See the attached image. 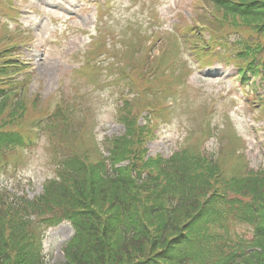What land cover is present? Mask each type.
<instances>
[{
    "label": "trees",
    "instance_id": "16d2710c",
    "mask_svg": "<svg viewBox=\"0 0 264 264\" xmlns=\"http://www.w3.org/2000/svg\"><path fill=\"white\" fill-rule=\"evenodd\" d=\"M212 5L223 18L208 20L218 36L187 39L206 45L197 49L199 59L212 55L215 44L225 45L221 40L231 31L246 30L234 51L218 57L263 75L264 0H212ZM7 53L0 50V164L27 140L18 129L30 105L25 80L15 77L26 67ZM158 58L161 65L171 61ZM142 74V82L150 84L148 73ZM142 101L146 104L126 100L120 118L126 131L110 141L109 158L93 160L88 151L72 150L60 176L32 200L0 190V264H47L40 228L65 220L75 236L65 246L64 264H264V170L251 168L233 146L234 152L223 147L217 157L207 154L204 135L170 158L148 156L159 113L151 109L141 124L149 104ZM61 117L50 118L53 128L65 129ZM206 132L212 134L210 128ZM232 154H237L233 163ZM124 161L128 164L116 166ZM231 214L254 226L245 244L227 228Z\"/></svg>",
    "mask_w": 264,
    "mask_h": 264
},
{
    "label": "rangeland",
    "instance_id": "374dc122",
    "mask_svg": "<svg viewBox=\"0 0 264 264\" xmlns=\"http://www.w3.org/2000/svg\"><path fill=\"white\" fill-rule=\"evenodd\" d=\"M195 1L0 0V50H5L14 40L21 41L16 51L21 52V60L32 66L28 88L31 104L18 130L30 138V132H34V125L42 116L55 114L57 109H69L76 132L68 131L63 141L74 149L90 148L94 144L93 136L101 147H106L109 136L123 131L119 110L124 100L137 98L146 104L137 95V89L145 87V93L149 90L156 96L163 91L162 97L169 96L166 99L169 115L160 111L163 116L159 115L156 120L159 126L155 137L147 145L150 155L170 157L196 134L204 135L210 122L214 135L205 144L208 152L216 155L223 145L230 144L228 134L235 129L247 140L245 151L251 167L264 170L262 76L249 72L244 82L239 77L237 63L226 58L219 61L213 51L199 65L190 55L188 59L184 47L178 58L187 60L191 67L182 61L175 64L178 68L174 70V65L167 63L166 71L162 69L150 76L153 81L150 86L141 79L147 66H133L137 65L136 58L143 57L131 54L139 49L142 52L152 50L157 57L173 58L177 52V33H180L176 26L180 23L181 28L188 26L194 18L202 21L196 17ZM14 8L18 16L10 12ZM212 14L210 12L204 20L205 25L195 26L189 33L202 34L209 39V34H213L208 23ZM247 33L246 30L231 31L225 36V45L215 44L214 48L234 51L235 41ZM95 48H104L106 52L95 59L97 66L91 64L88 69L82 68L87 63L86 56ZM209 58L213 64L221 63L206 68ZM182 64L189 68L187 76ZM148 98L151 107L162 105L156 103L161 97ZM57 103L60 104L55 108ZM41 106L42 113L37 110H41ZM147 110L141 119L148 114ZM229 150L235 151L232 146ZM21 151L25 153L18 154L17 149L6 156L7 161L16 157L18 163L0 167V189L18 193L19 197L33 198L40 194L46 179L60 176L59 170L64 165L57 161L62 157L52 158V152L58 150L51 147V141L43 132L32 146ZM104 154L108 155L105 151ZM92 155L96 156L94 152ZM231 157L233 163L237 154ZM227 228L231 236L241 239L243 244L253 236L254 226L237 219L234 214L229 215ZM73 235L74 228L68 222L44 231L43 254L48 264L65 262L64 245Z\"/></svg>",
    "mask_w": 264,
    "mask_h": 264
}]
</instances>
